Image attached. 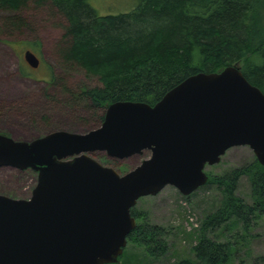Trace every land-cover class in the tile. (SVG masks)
Masks as SVG:
<instances>
[{
	"label": "water",
	"instance_id": "95a60500",
	"mask_svg": "<svg viewBox=\"0 0 264 264\" xmlns=\"http://www.w3.org/2000/svg\"><path fill=\"white\" fill-rule=\"evenodd\" d=\"M25 61L39 59L29 49ZM247 145L264 166V93L237 64L188 75L150 105L118 100L100 124L31 140L0 133V166L29 168L28 198L0 194V264H108L135 228L138 198L172 185L188 195L206 183V164ZM149 155L125 173L89 155Z\"/></svg>",
	"mask_w": 264,
	"mask_h": 264
},
{
	"label": "trees",
	"instance_id": "16d2710c",
	"mask_svg": "<svg viewBox=\"0 0 264 264\" xmlns=\"http://www.w3.org/2000/svg\"><path fill=\"white\" fill-rule=\"evenodd\" d=\"M0 9L8 14L1 20L4 27L12 30L33 28L30 13H51L62 20L57 21L64 30L55 42L60 61L82 67L100 82L72 90L61 78L67 103L94 116L102 112L99 122L111 102L152 105L188 75L227 65L237 64L264 93V0H136L127 11L106 14L89 0H0ZM241 176L249 183V202L235 192ZM206 182L220 191L218 205L203 215L192 256L174 264H242L233 261L244 238L241 232L264 215V166L254 157L208 175ZM232 225L242 230L224 235ZM162 233L163 227L143 220L127 240L134 236L154 256L167 250L159 239Z\"/></svg>",
	"mask_w": 264,
	"mask_h": 264
},
{
	"label": "rangeland",
	"instance_id": "374dc122",
	"mask_svg": "<svg viewBox=\"0 0 264 264\" xmlns=\"http://www.w3.org/2000/svg\"><path fill=\"white\" fill-rule=\"evenodd\" d=\"M135 1L89 0L101 14L127 11ZM38 14H28L29 20L34 22L31 24L33 28L12 30L4 27L1 20L8 14L0 9V133L16 140H31L55 130L83 133L100 124L98 115L102 113L94 116L87 109L77 110L67 103L68 96L62 85L64 79L72 90L81 86H98L100 82L96 75L82 67H66L60 61L55 42L64 30L57 21L62 20L51 13L49 16ZM27 49L39 58L40 63L36 67L24 60L23 53ZM89 155L122 174L140 163L149 152L143 150L123 158L110 157L99 150L89 152ZM253 158L249 146L234 145L225 150L218 162L206 164L204 171L208 175L219 174ZM36 176V172L29 168L0 166V194L28 198ZM235 192L245 201H250L247 177H240ZM219 199L220 191L208 182L188 195L166 185L154 195L138 198L133 207L136 224L146 220L163 227L164 233L159 239L164 241L167 250L152 256L147 246L133 236L128 238L122 257L110 264H174L180 257L192 256L191 248L197 240L199 223L205 213L218 205ZM240 230L242 228L232 225L223 233L234 236L235 231ZM241 235L244 238L240 245L238 243L234 263L264 264V215L253 222L246 233L242 230Z\"/></svg>",
	"mask_w": 264,
	"mask_h": 264
},
{
	"label": "flooded vegetation",
	"instance_id": "af4514ba",
	"mask_svg": "<svg viewBox=\"0 0 264 264\" xmlns=\"http://www.w3.org/2000/svg\"><path fill=\"white\" fill-rule=\"evenodd\" d=\"M39 59V58H38ZM39 63H40V60H39Z\"/></svg>",
	"mask_w": 264,
	"mask_h": 264
}]
</instances>
